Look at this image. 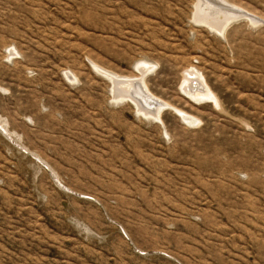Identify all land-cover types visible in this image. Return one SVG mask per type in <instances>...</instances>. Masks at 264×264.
I'll use <instances>...</instances> for the list:
<instances>
[{"label": "rangeland", "instance_id": "obj_1", "mask_svg": "<svg viewBox=\"0 0 264 264\" xmlns=\"http://www.w3.org/2000/svg\"><path fill=\"white\" fill-rule=\"evenodd\" d=\"M236 12L264 0H0V264H264V23L198 20ZM143 61L159 118L94 68Z\"/></svg>", "mask_w": 264, "mask_h": 264}, {"label": "bare ground", "instance_id": "obj_2", "mask_svg": "<svg viewBox=\"0 0 264 264\" xmlns=\"http://www.w3.org/2000/svg\"><path fill=\"white\" fill-rule=\"evenodd\" d=\"M231 13L232 12H230V14ZM198 14L200 15L201 11H199ZM200 17H201V15H200ZM200 17L198 20L202 21V23H206L208 26L215 29L219 33H223L226 30V27L229 25V23H231L233 20L246 19L255 25H259V24L264 23L263 20H261L260 18L254 16L250 13H247V12H236V14L233 15V17H228L227 19H225V22L221 26H216V25L208 22L210 20L204 21ZM140 63L141 64L138 66V69H137L138 75L141 76L140 79L137 78L135 75L129 76V77L116 76L112 73H109V72L103 70L102 68H100L97 65H94V68L98 72L105 75L110 80V82L114 85V87H117L115 99H117V98L120 100L121 99H124V100L128 99L135 104V106L138 109V112L143 114L145 117L149 116V117L159 118L160 114L163 112V110L168 109L169 107H172V106L169 105L168 103H164L163 101H162L163 102L162 103L160 100L155 98L156 96L154 97V95L148 91V89L145 86L146 84L144 82V78H145L144 76H145L146 72H148L151 69L150 68L151 65L145 61L140 62ZM68 76L70 79H73V78H71L70 75H68ZM144 89H145V91H144ZM183 91L185 92V94H187L188 96H190L193 99H196L197 101L199 99H211L217 104V98H216L215 94L210 90V88H208V86L206 85V83L204 82V80L200 76V74L193 69H191V70L187 69V71H185ZM136 95H137V97L139 96L138 100L135 98ZM142 97H144V99H142ZM179 113L181 114V116H183L184 119H186V117H189L184 112L179 111ZM191 120H192V118L189 119V121H191Z\"/></svg>", "mask_w": 264, "mask_h": 264}]
</instances>
